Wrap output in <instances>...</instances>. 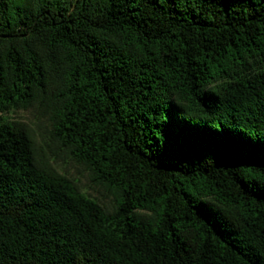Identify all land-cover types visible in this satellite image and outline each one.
<instances>
[{
    "label": "trees",
    "instance_id": "trees-1",
    "mask_svg": "<svg viewBox=\"0 0 264 264\" xmlns=\"http://www.w3.org/2000/svg\"><path fill=\"white\" fill-rule=\"evenodd\" d=\"M0 264H264V0H0Z\"/></svg>",
    "mask_w": 264,
    "mask_h": 264
},
{
    "label": "rangeland",
    "instance_id": "rangeland-1",
    "mask_svg": "<svg viewBox=\"0 0 264 264\" xmlns=\"http://www.w3.org/2000/svg\"><path fill=\"white\" fill-rule=\"evenodd\" d=\"M14 119H18V120H21L23 122H25L26 124L30 125V126H34V116L32 113L30 112H17V113H14L12 114V116ZM59 169L63 172H67L69 173L70 175L76 177V178H79L80 179V182H81V186L86 189L90 194L92 195H97V193L95 192V190L93 189H90L89 188V185H88V182L87 180L80 176L79 172L73 168L72 166L70 165H64V164H59Z\"/></svg>",
    "mask_w": 264,
    "mask_h": 264
}]
</instances>
